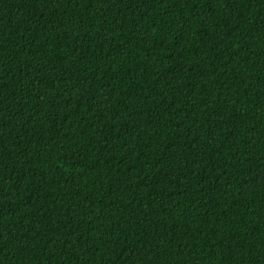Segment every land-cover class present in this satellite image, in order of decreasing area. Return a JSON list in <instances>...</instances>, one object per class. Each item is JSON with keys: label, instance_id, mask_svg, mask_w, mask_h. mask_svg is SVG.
Wrapping results in <instances>:
<instances>
[{"label": "trees", "instance_id": "trees-1", "mask_svg": "<svg viewBox=\"0 0 264 264\" xmlns=\"http://www.w3.org/2000/svg\"><path fill=\"white\" fill-rule=\"evenodd\" d=\"M0 264H264V0H0Z\"/></svg>", "mask_w": 264, "mask_h": 264}]
</instances>
